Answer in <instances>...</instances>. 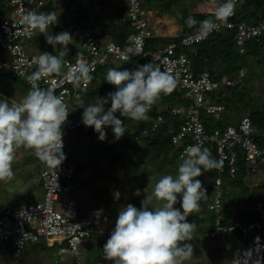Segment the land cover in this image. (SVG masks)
Here are the masks:
<instances>
[{
  "label": "built area",
  "instance_id": "1",
  "mask_svg": "<svg viewBox=\"0 0 264 264\" xmlns=\"http://www.w3.org/2000/svg\"><path fill=\"white\" fill-rule=\"evenodd\" d=\"M124 1L136 39L128 38L125 44L121 45L114 41L102 42L92 32H86L81 49L77 53L81 54L93 69V79L94 73L108 64L147 56H150L151 63L174 76L179 92L190 101L189 105L172 106L170 109L171 115L186 118L178 132L172 136V142L180 145L179 159L188 146L200 143L202 147L214 149L215 159L222 161V166L215 169L216 175L208 183L212 193L208 208L215 215L216 225L209 235L216 237L239 233L243 243L241 250H247L253 246L255 237L264 232V201L260 200L255 205L254 210L258 215L256 219L226 221L224 197L229 186L226 185L224 177L229 176L233 180L238 177L242 169L240 157L243 158L245 171L257 174L264 167V148H260L254 140L256 129L247 114L240 118L237 125L229 124L212 130L207 129L202 119V114L217 116L225 111L226 106L213 100L211 96L220 91L222 86L238 85L245 72L242 70L240 77L236 79L225 78L223 81L214 80L208 71L196 76L185 49L200 45L211 36L231 33L237 51L244 55L248 51V45L264 34V20L250 24L240 19L238 14L242 0H238L234 14L209 35H200L196 29L178 41L147 51V41L153 36V31L143 7V0ZM47 2L48 0H0L1 4L9 8L0 18V51L7 55L0 59V73H12L29 88L32 85L26 77L37 69L36 58L46 51L28 52L25 42L31 40L34 35L24 32L19 25V19L25 10L47 13L44 10ZM129 48L133 49L132 53L128 51ZM76 55L65 58L66 66L63 71H67L69 65L75 64ZM92 82L93 80L86 88H89ZM36 83L41 88L54 89L55 94L62 96L68 107L70 99L80 90L86 89H75L72 84L55 75L42 78ZM164 121L165 116L159 114L151 121L150 129H144L142 133L147 134L149 130L158 129ZM62 131L63 153L67 148L66 132H92L99 135L94 128L86 127L82 123L81 115L72 114L70 111L65 124L62 125ZM104 131L109 140L117 139L111 127H105ZM75 177V166L67 159L58 168L48 167L41 162L40 180L44 191L42 200L22 208L0 211V241L9 244L14 255L20 257L29 243L43 241L48 247L61 246L59 253L73 254L77 264H105L103 261H85L80 246L95 232L102 231L105 224L111 221L112 212L103 205L82 209L74 200L60 202L61 194H70L77 190ZM114 201L118 202V197H115ZM98 210H102L99 215ZM36 222H40L38 226L34 225Z\"/></svg>",
  "mask_w": 264,
  "mask_h": 264
},
{
  "label": "clouds",
  "instance_id": "2",
  "mask_svg": "<svg viewBox=\"0 0 264 264\" xmlns=\"http://www.w3.org/2000/svg\"><path fill=\"white\" fill-rule=\"evenodd\" d=\"M237 2L223 0L217 4L212 17L198 22L189 16L186 24L189 28L199 24L197 33L207 36L234 14ZM56 22L54 12L25 10L20 16L19 25L24 32L44 35L47 43L59 52L55 55L43 52L36 58L37 69L26 77L32 87L19 103L0 101V181L14 175L12 164L20 147L33 150L48 167L58 168L66 159L62 151V125L69 116L68 105L54 89L41 88L36 82L55 75L75 89L86 88L93 80V69L77 53L75 64L63 71L64 58L73 37L68 31L49 33V27ZM128 51L132 53L133 49ZM106 81L115 86L116 91L106 97H97L93 103L82 107V123L94 128L101 141L106 139L105 127H111L117 139L127 131L117 113L119 117L127 116L136 121L149 119L147 113L151 107L161 94L171 93L176 83L170 72L151 62L137 65L131 71L109 68ZM75 100L80 105L84 103L79 93ZM108 104L110 107L106 109ZM180 161L177 174L162 176L152 193L141 202V208L129 204L119 211L115 228L103 246L106 260L112 264H184L193 256L194 247L187 242L192 241L196 224L189 223L187 218L198 211L200 201L208 197L197 178L205 170L221 167L222 161L213 158L211 151L200 143L188 146ZM178 198L180 208L174 207ZM101 213L102 210H98L97 215ZM261 252H264V245L257 236L252 247L234 254L231 264H264Z\"/></svg>",
  "mask_w": 264,
  "mask_h": 264
},
{
  "label": "trees",
  "instance_id": "3",
  "mask_svg": "<svg viewBox=\"0 0 264 264\" xmlns=\"http://www.w3.org/2000/svg\"><path fill=\"white\" fill-rule=\"evenodd\" d=\"M203 2H213V1H219V0H201ZM72 2L78 3L81 5L80 15L78 16V20L82 21L85 20V22L88 25H91V30L93 29L92 24H97V20L99 16H91L90 12L94 10L96 15H100V10H96L97 6L103 5L104 7L109 8V6H117L118 2L121 3V8L118 13L115 12V14L111 11H109L110 19L112 22L114 20L119 19V26L115 27H105L101 32L96 35L93 33L98 40L102 42H108V41H114L121 45H124L126 40L133 36L135 33L134 27L132 26L131 21L127 17V6L126 2L124 0H72ZM144 4L148 5L149 8H160V10L165 14L173 15L177 18L178 23L181 25V30L179 35L168 37L165 39L164 42L159 41V39L156 36H152L148 39L147 43V51L155 50L160 45L168 44L172 41H178L181 37H183L186 34L194 32L198 27L199 24L194 26L193 28H189L186 24V20L189 16L194 17L198 22L203 21L206 18L212 17L214 14H191L188 12V9H185L186 7H180V11L175 12L173 7L176 6V9L179 8V0H143ZM223 2L222 0L220 1ZM185 4V3H184ZM55 3L53 0H49L44 10L48 12H54L56 14L55 10ZM92 8V9H91ZM197 10H200L197 5L195 6ZM9 8H6L5 5L0 3V18L1 14H5L8 11ZM111 10V9H109ZM205 13V12H204ZM112 14V15H111ZM114 14V15H113ZM239 18L243 21H246L250 24H257L258 22L264 20V0H242V7L239 11ZM57 17V22L49 27V29L52 30V33L58 34L63 31L64 29V23L67 21V24L71 23L69 21V15L66 17V13L62 16ZM114 17V20H113ZM68 19V20H67ZM77 19V18H76ZM95 28V27H94ZM75 30L71 31L72 37L78 38V35L75 34ZM90 30V31H91ZM94 30V29H93ZM95 32V30H94ZM84 37V33H83ZM264 50V34L259 37L258 40H254L248 45V51L244 56L247 57H256L261 61V59L264 58L263 54ZM185 52L189 56L192 64V71L196 76L200 75L204 71H208L212 78L217 81H223L224 76L227 77V79H236L237 77H240L241 71L244 69L241 64L240 59V53L236 49L235 41L233 34L231 33H225V34H217L214 36H211L208 38L205 42H203L200 45H197L193 48H187L185 49ZM238 54V55H237ZM69 57V56H67ZM66 58V57H65ZM64 58V59H65ZM150 62V56L147 57H137L133 58L130 61L124 62V63H112L108 64L104 67H101L98 69L96 73H94V79L92 82V85L89 88L82 89L79 91V95L81 96L83 100V105L72 103L73 98L70 99L69 103V111L72 114H78L83 115V108L87 105L91 104L95 101L97 97H106L108 93L115 92L116 88L113 85H110L106 81V74L107 70L110 67H115L118 64H125L122 66V68L117 70H135L137 65H142L145 63ZM245 72L241 76V82H244V80L247 78ZM240 82V83H241ZM240 83L238 85L234 86H222L220 91L214 93L211 98L213 100L224 104L226 106V109H231L228 105V101L233 102L234 109L233 111L242 110L247 111L251 105V102L246 103L245 101V90L240 88ZM238 90V92H236ZM161 103L163 104L162 108L157 107V102L151 107V115H149L150 119L145 121L141 125L137 126H130L125 116L119 117V113H117L118 118L123 120L124 126L127 129V131L124 133L122 137H120L116 143H113L110 145L109 149L112 150L113 153V161H118L120 159L124 160L129 176L130 173L132 175H135V178H137V186L136 189L138 191H142L143 188H148V191L153 190V183L150 181L151 174L153 173L152 170H148L146 166H154L155 173L156 174H163L167 175L169 173L173 174L178 170V166L181 163L179 159V150L180 145H176L172 142V136L176 134L179 130L180 125L185 122L186 118L184 116H173L170 114V109L172 106H179L182 104L189 105L190 101L188 99H185L181 93L179 92L177 86L175 85L174 90L169 94H161L160 98ZM248 99L253 100L251 97ZM72 103V104H71ZM105 107H110V104L106 105ZM236 110V111H237ZM224 111V112H225ZM223 112V113H224ZM222 113V114H223ZM159 114H163L165 116V121L160 125V127L154 131L149 130L147 134H143L142 131L144 129H150L151 127V121L156 118ZM222 114H218L217 116H206L202 114V119L207 127L208 130H212L214 128L220 127L223 128L226 125L222 123L221 121L217 122L216 119H218ZM246 115V114H244ZM247 115H249L252 119L253 125L255 129H257V134L254 135V140L258 144L260 148H264V106L262 110H253L251 112H248ZM243 116V115H242ZM241 116V117H242ZM152 117V118H151ZM240 120V119H239ZM134 126V127H133ZM77 134H80L81 137L89 139L90 137L99 135L93 134L92 132H75ZM139 135V136H138ZM138 136V138H137ZM108 136H106L105 141H108ZM117 148V150H116ZM208 148L213 158H215V150ZM240 164H241V171L238 175V177L233 180L230 179L229 176H225L224 180L226 185L231 186L233 190H235L238 187H241L244 189V194L248 193L247 197L245 195L242 196V194L239 192L238 200L242 201L244 203H251V201H254L253 204H255L257 201H264V187L263 185L258 186L254 190H250V188L245 187L242 185V178L244 177V174L246 173L244 168V162L243 158L240 157ZM143 167V168H142ZM142 168V170H141ZM144 169L149 171L148 173H144ZM85 170V167L81 164H77L75 168L76 175H81L82 172ZM149 175V176H148ZM216 175L215 169H212L211 171L205 170V172L202 173L200 177L197 179L204 180L205 184L208 181L212 180ZM129 180L131 182V177H129ZM77 179V176H76ZM204 183H202V186H205ZM208 191L206 199L207 202H204V207H206V210L209 213V220L205 227H201L199 230L205 231V236L212 240V239H218L222 236H216L211 237L209 233L215 229V215L209 211L208 205L211 201L212 193L211 189ZM227 193L224 197V217L226 218V221L230 220H251L256 219L258 217L257 213L250 212L248 214H245L244 212L239 213V215H235L231 212V209L228 207V200L227 198H230L233 193ZM235 196V195H233ZM75 201V200H74ZM142 202V201H141ZM110 209V208H109ZM196 213L193 212L188 216L187 221L189 223H193V219L195 218ZM195 223V222H194ZM226 239H231L237 242L242 243L241 237L239 233H228L224 235ZM260 237L261 244L264 245V232L258 234ZM93 237V236H92ZM91 237V238H92ZM41 249L46 250L50 247H48L43 241L40 243ZM243 244V243H242ZM243 246V245H242Z\"/></svg>",
  "mask_w": 264,
  "mask_h": 264
},
{
  "label": "rangeland",
  "instance_id": "4",
  "mask_svg": "<svg viewBox=\"0 0 264 264\" xmlns=\"http://www.w3.org/2000/svg\"><path fill=\"white\" fill-rule=\"evenodd\" d=\"M53 1L55 3L54 6L56 15L62 16L65 13L66 17L67 15H69L68 19L71 23L68 26L66 21L64 23L63 31H68L70 33L71 31H74V29H76L75 31H77L75 32V34L78 35V38L74 37L71 42L72 45H70V47L68 45L67 56H74L77 54V51L81 49L83 33L85 34L87 31H90L91 27H89L90 25H88V28L86 30H83L84 25L82 24V19L80 21L78 20V16L80 15V12H82L80 10L81 5L72 2V0ZM183 1L184 0H179L178 9H176V6L173 7L175 12L180 11V7L182 6L186 7L185 9H188L189 13L197 14L195 13L197 12L195 6L191 7V2H203L201 0H186L184 4ZM220 1L221 0L216 2L214 1V3H219ZM206 5L208 6L209 4L203 2L201 4H197V7L199 9H204ZM143 7L148 18L156 15L157 10L155 8L152 9L153 13L152 15H150V8L147 4L145 5L144 2ZM115 8L116 7L113 5L109 6V8L108 6L104 7L103 5H100L94 8L96 10H100V15H96L94 10L90 12V15L92 14L91 16H99V18L96 20L101 29L102 27L109 26V11L112 10V12L114 11L115 14ZM84 22L85 20L83 21V23ZM48 32L52 33V30L48 29ZM25 44L28 52H40L42 50H45L53 55L58 54L59 52L58 48L54 49L53 46L47 43L45 36L42 34L34 35L33 38L26 41ZM5 57H7V55L0 51V59ZM240 59V62L244 68L243 71L247 72V78L244 80V82L240 83V88L244 89L246 92L245 102H252L249 109L242 112V110L237 109V111H233V102L228 101V105L231 109H227L222 114L226 124H236V122L239 121L243 114L251 112L255 109L262 110L264 106V58L259 61V59L256 57H247L241 54ZM121 63L118 64L116 68H111L120 69L125 65ZM236 92H238V90H236ZM249 97H251L253 100L248 99ZM72 103L79 104L78 102H76L75 97L73 98ZM157 105V107L159 108L163 107L160 99L157 100ZM105 108L107 109L108 107ZM147 115H151V112L149 111ZM125 117L130 126L141 125L148 120L136 121L128 118L127 116ZM66 137L67 148L64 152L66 159L72 165L74 164L75 168L77 164L83 165L85 167V170L81 175H76L77 179L75 177V182L77 183L76 185H78L77 190L80 189V191L75 193V195L73 193L61 194L60 202H70L75 200L77 203L85 206L86 208L88 205V207L103 205L107 208H110L112 212L111 221L105 224V227L107 229L106 236L109 237V232H112L115 228V223L118 218L119 211L122 208L127 207V205L129 204L135 206L137 209L141 208V201L145 199L146 195L151 194L153 190L148 191V188H143L142 191L139 192L138 189H136L138 179L135 178V175H132V173H130L129 176L128 171H126V166L124 167V160L120 159L118 161H113V153L112 150L110 151L109 147L113 143H116L118 139L101 141L97 136L86 139L75 132H66ZM40 164V160L36 157L35 154H27L26 152H24L23 147H20L18 148V150H16L15 159L12 164L14 175L10 179L0 181V209L3 208L4 210L7 208L24 207L30 201L35 200L36 197L33 196V179L38 173H40ZM146 167L149 171H153L150 176V181L153 183L154 187L156 182L164 175L162 173L156 174L154 166H151V164ZM149 171L144 169V173H148ZM177 171L173 174L169 173L167 175L175 176L177 174ZM129 177H131V182L129 181ZM254 177L255 179H260L259 186L263 185L264 187V168L261 169L260 172L255 174ZM200 181L201 183L205 184L204 180L200 179ZM208 186L209 185L207 181L204 188L208 190ZM238 189L239 187L235 190L232 189L231 193H233V195L235 196L232 195L230 198H227L228 207L235 215H239L238 207L243 210L248 209L247 207L255 208V205L258 202L257 201L255 204H253L254 201H251V203L243 204L242 201L238 200V195L235 193L240 192L244 194V192L238 191ZM244 195L247 197V195L249 194L245 193ZM115 197H118V202L114 201ZM204 202H207V200L202 199L200 201V208L195 212L196 215L193 221L196 224V230L193 234L192 241L187 242L193 245L194 254L191 258L184 261V264H231L234 254L237 253L238 250H241L242 243L228 240L225 238V236L210 240L205 236L206 229L205 231L199 230L201 227H205L209 220V213L206 210V207H204ZM240 205L243 207H241ZM174 207L180 208L179 198L178 203L174 205ZM39 223L40 222H36L34 225L38 226ZM104 238L106 239V237ZM104 238L102 241H100L103 246L106 243L104 241ZM91 241L94 242V236L93 238L87 239V241L80 246L81 249H84V247L86 249L85 244L90 243ZM40 245L41 244L39 243H29L24 250V257L20 258L13 255V250L9 246V244L0 241V264H77V259L73 254L59 253V248L61 246L55 245L52 248L42 250L40 248ZM100 253L103 252L95 251V258H99L98 255ZM261 256H264V252H261ZM100 258L106 260L104 258V255H102V257ZM84 259L85 261H88L85 257ZM106 261L109 263L108 260Z\"/></svg>",
  "mask_w": 264,
  "mask_h": 264
},
{
  "label": "crops",
  "instance_id": "5",
  "mask_svg": "<svg viewBox=\"0 0 264 264\" xmlns=\"http://www.w3.org/2000/svg\"><path fill=\"white\" fill-rule=\"evenodd\" d=\"M183 2L185 3L186 0H184ZM118 3H120V4H118L117 6L115 5V7H116L115 8V12L116 13H118L120 11L122 2H118ZM194 3H195L194 1L191 2V7L196 6L197 4H201L203 2H201V3L197 2L195 4ZM206 3H208L209 5L208 6L206 5V7L204 9L202 8L200 10H197L195 8L197 10V12H195V13H197V14H213L218 3H214V1L213 2H206ZM219 3H221V2H219ZM152 9L153 8H150V10H149V14L150 15H152V13H153ZM156 10H157L156 15L148 18L149 21H150L151 29L153 31V35L156 36L159 39V41H162V42H164L165 39H167L168 37H173V36L179 35L180 30H181L182 27L178 23L177 18L175 16H173V15H170V14L168 15V14L163 13L160 10V8L159 9L157 8ZM111 12H112V10H111ZM113 13H114V11H113ZM109 20H110V22H109L108 28L111 27V26L112 27L119 26V19L114 20V17H113L114 22H112L110 18H109ZM82 24L84 25L83 26V28H84L83 30H86L88 28V24L86 22L83 23V21H82ZM92 26H93V29L95 30V32H94L93 29L92 30L90 29L91 31H87V32H93L96 35H98V33L101 32V30H103L105 28V27H102L100 29V26L98 25V23L95 24V25L92 24ZM75 32H77V31H75ZM70 45H72V43ZM70 45H69V47H70ZM42 51H45V50H42ZM225 78H227V77L224 76V79ZM29 90H30V88L21 79H19L18 77H16L12 73H0V101H7L9 104H11V103H19L23 99L24 95ZM245 114H247V113H245ZM216 120H217V122L221 121L225 125H229V124H226V122L224 121V118H223L222 115ZM238 122H236V124H231V125H237ZM257 132L258 131L256 129V134H257ZM23 149H24V152H26L27 154H30V155H34L35 154V152L33 150H31V149H27V148H24V147H23ZM40 163H41V161H40ZM254 175L255 174H249V173L246 172L244 174V177L242 178V180H243L242 185L245 186V187L250 188V190L256 189L259 186L260 179L259 180L255 179ZM33 181H34V183H33V189H34L33 196H35L36 198H35V200L30 201L27 205H29V204H31L33 202H37V201L42 200L43 195H44L43 187H42L41 180H40V173H38L35 176ZM77 187H78V185H77ZM209 188L210 187L208 186V190L207 191H210ZM232 189L233 188H231V186H229V188L227 189L226 194L229 193V192H232L231 191ZM79 191H80V189L74 191L73 194L75 195V193H77ZM238 191H243L244 192V189L242 188V186L239 187ZM237 193H239V192H236L235 194H237ZM242 195H244V194H242ZM36 199H38V200H36ZM77 204L79 205L80 208L86 209L85 206H83V205H81L79 203H77ZM241 207H243V206H241ZM20 208H22V207H20ZM247 208L248 209L243 210L240 207H238V210H239L238 213L244 212L245 214H248L249 211L250 212H254L255 211L254 208H251V207H247ZM1 210H3V208H1L0 211ZM106 232H107V229L104 226L102 231L95 232L93 234L94 242L91 241L90 243H86L85 244L86 245V249H85V247H84V249H81L82 256L85 257L88 260V262L94 263L95 261H103L105 264H112L111 261H109V263H108L106 260H103V259L100 258V257H102V255H104V253H100L98 255L99 258H95V251L103 252V245L101 244L100 241H102L103 238L106 237V239L104 238V241L107 242V240H108L107 238H109L108 236H106ZM110 234H111V232H109V236H110ZM228 240H231V239H228ZM40 248H41V246H40ZM50 248H52V247H50ZM13 255H14V253H13ZM14 256L17 257L16 255H14ZM23 257H24V254L20 256V258H23ZM94 259H97V260H94Z\"/></svg>",
  "mask_w": 264,
  "mask_h": 264
}]
</instances>
